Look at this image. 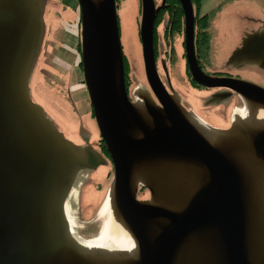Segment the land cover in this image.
Segmentation results:
<instances>
[{
	"label": "water",
	"instance_id": "water-1",
	"mask_svg": "<svg viewBox=\"0 0 264 264\" xmlns=\"http://www.w3.org/2000/svg\"><path fill=\"white\" fill-rule=\"evenodd\" d=\"M76 1L80 10L82 79L113 167L107 203L124 222L137 252L136 261L123 256L120 263L113 264H182L183 257V264H202L199 258L192 262L188 259V263L185 258L190 256L185 253L177 258V249L185 237L207 225L218 228L226 264H249L247 237L251 226L246 189L243 191L239 174L187 121L155 69L153 22L163 2L155 7L154 0H140L139 6L145 78L159 105L142 91H134L132 97L137 94L147 101L144 107L152 123L149 127L131 107L125 90L114 0H101L96 5L91 0ZM177 1L183 14L185 53L192 79L209 87L230 85L224 79L209 78L199 69L193 51L192 3ZM45 4L46 0H0V264H99L95 259L90 261L93 254L87 252L99 254L100 249L86 247L89 243L76 236L67 207L76 199L87 173L105 161L89 145H75L64 138L30 98L29 82L44 37ZM247 37L248 41L258 40L256 47L261 51H250L246 59L264 70V29ZM244 52L236 51L232 57ZM238 83L230 86L246 100L264 105V89ZM129 129L139 131L141 136L130 137ZM254 143L264 174V132ZM147 154L177 162L195 160L205 168L206 183L202 180L201 190L181 213L135 199L132 162ZM254 176L253 181L259 179V175ZM142 186L149 189L151 200L150 187ZM158 188L166 193L163 184ZM169 199L175 200L174 192ZM160 219L167 221L170 229L162 230L150 242L146 226ZM109 254L119 258L115 251Z\"/></svg>",
	"mask_w": 264,
	"mask_h": 264
},
{
	"label": "rangeland",
	"instance_id": "rangeland-1",
	"mask_svg": "<svg viewBox=\"0 0 264 264\" xmlns=\"http://www.w3.org/2000/svg\"><path fill=\"white\" fill-rule=\"evenodd\" d=\"M66 1L47 0L46 2L44 10L45 34L29 82L30 98L33 103L44 110L58 131L63 132L65 137L73 139L77 143H81L78 138V126L81 121L83 131L90 136L89 144L95 149L100 144V149L106 154L83 83L81 63L78 62L81 61L79 6L76 0ZM154 1L155 7L161 6L163 2L162 9H158L155 14L152 34V49L157 75L168 90L176 93V96L178 94L184 101L192 100V103L199 102L200 105L201 88L195 87L192 83L189 72L185 68V59L182 53L183 21L180 4L177 0ZM235 1H199L200 14L210 13L222 2L214 12L212 20L204 26L205 28L209 27L215 20V36L218 38L223 32H230L231 20L234 21L239 13L253 12L264 20V1H261L263 4L260 7L253 9L244 5L240 7L238 3L232 4ZM114 3L122 53L123 80L127 96L129 100H132L134 91H142V94L148 93L153 102L159 105L147 84L144 73L139 38L140 0H114ZM191 3L195 17L198 5L196 0H191ZM165 4H168L169 8L167 6L165 8ZM171 16H173V22L170 24L171 29L170 27L163 28L161 19ZM203 39L207 42L208 36ZM157 41L162 42L165 51H157ZM206 42L200 46L205 47ZM201 53L204 54V51ZM221 56L222 51L211 52V58L215 62ZM71 102L79 112L80 118L72 110ZM213 113L221 116L218 112L214 111ZM228 113L229 111L227 116ZM99 167L100 169L87 173L83 182L78 186L76 199L67 207V214L73 225L74 233L81 241L87 243L101 241L102 237L108 236L109 233L107 196L113 179V167L111 162ZM135 196L137 201H150V191L142 185H139ZM103 208L104 210H101ZM99 212H101L100 216L94 221L93 219ZM85 220L86 224L78 222ZM81 234H86V238H83Z\"/></svg>",
	"mask_w": 264,
	"mask_h": 264
},
{
	"label": "bare ground",
	"instance_id": "bare-ground-1",
	"mask_svg": "<svg viewBox=\"0 0 264 264\" xmlns=\"http://www.w3.org/2000/svg\"><path fill=\"white\" fill-rule=\"evenodd\" d=\"M100 1L91 0L94 5ZM171 97L176 104L179 103L180 106H178L187 121L236 168L240 182L243 184V191L246 189L244 195L248 204V223L251 226L247 237L249 246V248L247 247V259L249 264H264V174L261 159L256 153L254 143L258 135L264 132V105L244 99V107L233 115L230 127L220 129L211 126L193 111L183 107L178 96L171 95ZM132 99L130 102L133 110L146 126L151 127L152 123L147 117L144 107L147 102L145 98L135 94ZM213 131L222 133L216 135L217 133ZM128 135L132 138L141 136L139 131L134 129H129ZM131 167L132 189L137 191L139 185L149 186L153 193L152 199L147 203L159 204L177 214L185 209L189 199L199 192L202 185L206 183V170L195 160L181 159V162H177L167 159L163 155L147 154L135 158ZM98 169H100L99 166L95 170ZM254 175H259V179L256 177V180L253 181ZM202 180L205 181L201 185ZM159 184H163L167 194L158 190ZM254 188H256L255 191ZM172 192H174L175 200L169 199V194ZM110 207L108 205V236H103L101 241L97 240L86 245L89 248L100 249L99 254L88 251L87 255L93 254H90L89 260L95 259L99 264H113L114 262L120 263L125 256V259L130 262L136 261L135 241L124 222L116 215L113 206L110 205ZM101 212H99V216ZM169 229L170 225L165 220L150 221L146 226L147 237L151 242L162 230L168 231ZM179 249L180 253L177 258L185 253L190 256L185 258L188 263V259H191L192 262L199 258L202 264H226L218 228L214 225L203 226L190 233L177 251ZM87 250L89 249L87 248ZM110 251H115L119 258L110 256ZM180 260L182 264L185 263L184 257Z\"/></svg>",
	"mask_w": 264,
	"mask_h": 264
},
{
	"label": "flooded vegetation",
	"instance_id": "flooded-vegetation-1",
	"mask_svg": "<svg viewBox=\"0 0 264 264\" xmlns=\"http://www.w3.org/2000/svg\"><path fill=\"white\" fill-rule=\"evenodd\" d=\"M261 1L264 0H236L232 4L238 3L240 7L244 5L246 7H249L250 9L252 7L253 9L254 7L257 8L260 7V5L263 4ZM221 3H219L217 7H219ZM165 6L169 8L168 4H165L164 7ZM159 9H162V7ZM195 12L196 13L193 22V51L199 69L209 78H213L216 80L224 79V81H226L230 85L232 84L239 86L240 83L238 82H242V83H249L253 86L264 89V70H262L256 64L249 63L248 60L246 59L250 51H255V52L261 51L260 48L256 47L258 40H255L253 42V40L249 39L248 41L247 36H250L264 29V20L258 15L254 14L253 12L244 11L245 13L243 14L239 13L235 17L234 21L231 20L230 32L227 33L223 32L221 37L218 38L215 36L216 34L215 31L216 24H214L215 20L212 21L209 27L207 28L204 27L206 23L212 20L214 15L211 17L209 21L206 20L199 21L200 18L207 13L200 14L199 6L198 8H196ZM172 20H173V16H171L170 18L167 17L162 18L161 23L163 25V28L166 29L170 27L171 29L170 24H172L173 22ZM182 21H183V14H182ZM204 32L206 33V36H208V40L206 42L205 47L202 48L201 46H199L198 34L200 35L203 34ZM156 45H157V51H165L161 41H157ZM182 45H183V50H182L183 58L185 59V68L189 72L190 78L192 80V83L195 85V87H198L199 89L201 88L200 90L201 104L199 105V102L192 103V100H190L189 102L184 101L177 94V96H179L180 103L187 110L193 111L198 117H200L202 120H204L211 126L220 129L228 128L229 125H231V120L233 115L243 109L245 98L243 97L242 94L238 93L230 85H226V86L218 85V86L209 87V86L201 85L192 79L185 53L186 50H185V37H184V22H183ZM244 45H246V47H244ZM249 45H254L255 47H250ZM201 51H204V54H202ZM205 51H208L207 54L205 53ZM212 51H222V56L216 62L213 60V58H211ZM236 51H245V52L240 54L241 55L240 57L238 56L232 57L233 53ZM78 62H80V60ZM163 86L165 87L166 91L169 94L176 95V93H172L170 90H168L164 84ZM71 108L74 111L75 115H77L80 118L79 112L75 109V106L72 102H71ZM214 111L218 112L221 116L214 114L213 113ZM228 111L229 113L227 116ZM78 127H79L78 138L81 143H77L73 139L72 140L68 139L67 137H65V134L63 132L61 131L59 132H61L66 139H68L69 141L73 142L76 145L88 144L89 146H91L89 144L90 136L87 132L83 131L81 121H79ZM80 130H82V132H80ZM91 147L95 149L93 146ZM96 148L99 150L97 149L95 150L102 156V158L105 161V164L101 166H105L108 163H110L111 160L108 153L105 154L100 149V144H98ZM78 222L81 224L87 223L86 220L78 221ZM81 235L83 238H86L87 236L86 234L85 235L81 234Z\"/></svg>",
	"mask_w": 264,
	"mask_h": 264
},
{
	"label": "trees",
	"instance_id": "trees-1",
	"mask_svg": "<svg viewBox=\"0 0 264 264\" xmlns=\"http://www.w3.org/2000/svg\"><path fill=\"white\" fill-rule=\"evenodd\" d=\"M64 1H66V0H64ZM199 1L200 0H196V3H197V5L199 6ZM62 2V1H61ZM66 3H68L67 1H66ZM221 5V4H220ZM219 5V6H220ZM198 6H197V8H198ZM218 8V7H217ZM217 8L216 9H214V10H212V11H210V13H207V14H205V15H203L201 18H200V20L199 21H203V20H206V21H209L210 19H211V17L214 15V12L217 10ZM177 14H179V13H177ZM205 35V36H204ZM204 37H206V33L204 32L203 34H198V39H199V46L202 44V43H205L206 41H205V39H203ZM207 52L208 51H205V53L207 54Z\"/></svg>",
	"mask_w": 264,
	"mask_h": 264
},
{
	"label": "crops",
	"instance_id": "crops-1",
	"mask_svg": "<svg viewBox=\"0 0 264 264\" xmlns=\"http://www.w3.org/2000/svg\"><path fill=\"white\" fill-rule=\"evenodd\" d=\"M47 2V0H46ZM46 5V4H45ZM44 10H45V6H44ZM45 12V11H44ZM44 12H43V21H44V34H45V19H44ZM44 38V37H43Z\"/></svg>",
	"mask_w": 264,
	"mask_h": 264
}]
</instances>
